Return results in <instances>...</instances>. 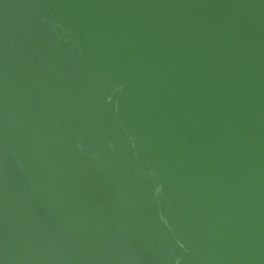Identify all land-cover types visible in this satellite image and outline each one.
Segmentation results:
<instances>
[{"label": "water", "instance_id": "95a60500", "mask_svg": "<svg viewBox=\"0 0 264 264\" xmlns=\"http://www.w3.org/2000/svg\"><path fill=\"white\" fill-rule=\"evenodd\" d=\"M0 264H264V0H0Z\"/></svg>", "mask_w": 264, "mask_h": 264}]
</instances>
